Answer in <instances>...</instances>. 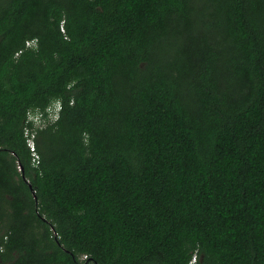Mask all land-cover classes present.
<instances>
[{
	"label": "trees",
	"instance_id": "trees-1",
	"mask_svg": "<svg viewBox=\"0 0 264 264\" xmlns=\"http://www.w3.org/2000/svg\"><path fill=\"white\" fill-rule=\"evenodd\" d=\"M0 264H264V0H0Z\"/></svg>",
	"mask_w": 264,
	"mask_h": 264
},
{
	"label": "built area",
	"instance_id": "built-area-1",
	"mask_svg": "<svg viewBox=\"0 0 264 264\" xmlns=\"http://www.w3.org/2000/svg\"><path fill=\"white\" fill-rule=\"evenodd\" d=\"M57 110H58V108H56V109H53V108L47 109L48 116H49L50 119L57 118V115H58L57 114ZM33 119L35 121V123H34L35 125L41 126L43 124L42 122H40L39 119H37V117H35ZM25 133L27 135V134L30 133V131L28 129H26ZM30 135H31V137L28 139V146H29L30 150L32 151V156H33L32 160L36 164V163H38V155L36 154L35 148H34V141H33V138H32L33 137V132H31ZM195 260H196V256L193 255L191 260L189 261V263H192Z\"/></svg>",
	"mask_w": 264,
	"mask_h": 264
},
{
	"label": "clouds",
	"instance_id": "clouds-1",
	"mask_svg": "<svg viewBox=\"0 0 264 264\" xmlns=\"http://www.w3.org/2000/svg\"><path fill=\"white\" fill-rule=\"evenodd\" d=\"M51 108H53V109L58 108V110H57V114H58V111L60 110V102L59 101H56L55 104H52ZM35 117H36V115H35ZM35 117L34 116H30L31 119H33ZM55 119H57V118H55ZM55 119H50V120H55ZM41 126H43V124Z\"/></svg>",
	"mask_w": 264,
	"mask_h": 264
},
{
	"label": "rangeland",
	"instance_id": "rangeland-1",
	"mask_svg": "<svg viewBox=\"0 0 264 264\" xmlns=\"http://www.w3.org/2000/svg\"><path fill=\"white\" fill-rule=\"evenodd\" d=\"M161 51H160V58L163 56H166V54H168V51H167V49L166 48H164V49H160ZM140 65L143 67V63H140ZM31 116H34L35 117V114H31Z\"/></svg>",
	"mask_w": 264,
	"mask_h": 264
}]
</instances>
